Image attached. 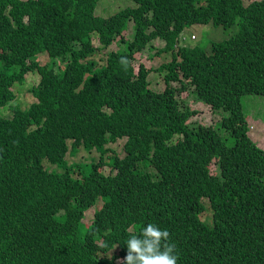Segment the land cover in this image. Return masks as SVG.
Wrapping results in <instances>:
<instances>
[{"label": "trees", "instance_id": "obj_1", "mask_svg": "<svg viewBox=\"0 0 264 264\" xmlns=\"http://www.w3.org/2000/svg\"><path fill=\"white\" fill-rule=\"evenodd\" d=\"M130 1L103 17L98 0H0V107L12 114H0V264H125L126 241L148 223L169 231L177 264H264V149L241 100L264 99V0ZM208 20L235 30L208 51L178 44ZM155 39L170 55L154 68L160 90L150 67L132 65ZM29 70L34 100L11 103ZM187 83L226 112L215 125L188 121ZM122 138L124 155L107 154ZM80 148L84 161L64 158Z\"/></svg>", "mask_w": 264, "mask_h": 264}, {"label": "rangeland", "instance_id": "obj_2", "mask_svg": "<svg viewBox=\"0 0 264 264\" xmlns=\"http://www.w3.org/2000/svg\"><path fill=\"white\" fill-rule=\"evenodd\" d=\"M248 1V0H243ZM132 2L130 0H98L95 14L99 16L106 17L111 15L113 12L122 9L127 6H132ZM235 30V22L227 26L222 25H213L210 20L206 21L205 23H194L185 28L182 31L180 36L179 45L184 46H193L195 44L199 45L206 51L209 50L210 42L212 40H218L231 35ZM130 31H131V21H128L125 29L122 33L124 37L130 38ZM97 42V40L95 39ZM151 48H143L140 52L135 53L132 60V65L134 69H136L137 65L141 63L144 67H150L151 69L147 73V80L148 86L153 90H160L164 87L165 82L163 79V74L155 70L154 68L160 63L170 59V55L166 52H157V49L163 47L164 43L159 39L152 40L150 42ZM120 50H123V45H120ZM101 57L104 56V51L100 52ZM96 58L99 57V54L95 55ZM32 58L38 59L40 64L47 63H54L56 59H50L46 52L41 53H34ZM63 66L60 65L61 68ZM39 79V75L35 70H29L22 81H15L12 84V89L15 93V98L11 103H20L21 106L26 107L28 103L34 100V97L28 87L32 83H37ZM174 85L179 86L180 82L174 81L172 82ZM177 97L183 103H186L189 108L195 110V115L191 116L188 121H193L194 123H199L201 125H214L218 122L220 116L226 115L225 111H214L211 107L202 102L199 99H196L195 95L191 90V85L188 83L184 86L181 90L177 92ZM250 95H246L241 97L243 111L245 115L246 122L251 123L249 125L248 133L251 134L252 139L257 143V145L264 149V99L257 101L256 98L249 99ZM10 104V103H8ZM0 107V114L4 117H11V110L9 106L5 105ZM213 125V126H214ZM251 126V127H250ZM217 127V126H216ZM218 132L224 134L220 129ZM232 136L228 135L227 141L232 140ZM123 141L124 139H119L115 143H109L106 147L109 149L107 154L115 153L116 155L122 157L124 155L123 150ZM98 157V153L95 150H91ZM89 157L88 152H85L82 148L78 149L76 153H66L65 157L68 162H79L84 161L86 158ZM106 160V155L104 156ZM44 166L48 167L49 170L61 171V167H57L56 164H52L43 160ZM214 163L212 164V171H216V168L213 167ZM102 170L105 173L113 172L110 165H105ZM100 204L98 200L94 206H90L83 212V218L81 219L82 223L88 224L92 218L93 208L97 207ZM82 225L79 227V232L83 231Z\"/></svg>", "mask_w": 264, "mask_h": 264}, {"label": "clouds", "instance_id": "obj_3", "mask_svg": "<svg viewBox=\"0 0 264 264\" xmlns=\"http://www.w3.org/2000/svg\"><path fill=\"white\" fill-rule=\"evenodd\" d=\"M120 63L127 66V59ZM125 264H177L179 254L175 243L170 242V233L153 223H148L139 236L132 234L126 241Z\"/></svg>", "mask_w": 264, "mask_h": 264}]
</instances>
